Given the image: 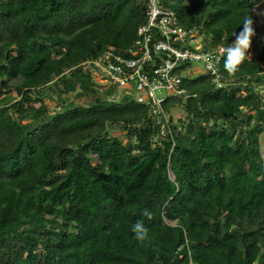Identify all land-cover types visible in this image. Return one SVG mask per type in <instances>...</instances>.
Masks as SVG:
<instances>
[{
	"label": "trees",
	"instance_id": "obj_1",
	"mask_svg": "<svg viewBox=\"0 0 264 264\" xmlns=\"http://www.w3.org/2000/svg\"><path fill=\"white\" fill-rule=\"evenodd\" d=\"M161 3L208 49L230 46L246 18L257 33L264 0ZM146 10L0 0V264H264V49L235 75L222 62L220 88L187 74L161 137L149 106L83 66L108 50L129 57Z\"/></svg>",
	"mask_w": 264,
	"mask_h": 264
},
{
	"label": "built area",
	"instance_id": "obj_2",
	"mask_svg": "<svg viewBox=\"0 0 264 264\" xmlns=\"http://www.w3.org/2000/svg\"><path fill=\"white\" fill-rule=\"evenodd\" d=\"M145 3L146 22L138 29L129 57L108 50L83 66L99 84L116 86L121 93L132 94L137 103L149 106L163 137L170 133L169 114L163 105L168 99L185 100L188 95L181 87L182 80L187 74L195 73L193 67L178 69L184 64H198L220 88L219 66L227 46L204 49L198 27L182 26L176 13L165 9L161 0H145Z\"/></svg>",
	"mask_w": 264,
	"mask_h": 264
},
{
	"label": "clouds",
	"instance_id": "obj_3",
	"mask_svg": "<svg viewBox=\"0 0 264 264\" xmlns=\"http://www.w3.org/2000/svg\"><path fill=\"white\" fill-rule=\"evenodd\" d=\"M253 23L252 19L246 18L239 33L234 34L235 39L231 45L223 49V66L230 76L235 75L240 65L248 58L249 49L252 46V38L256 35ZM142 215L149 220L152 219V213L147 209L143 211ZM132 232L134 233V238L140 243L150 239L149 229L145 225L144 220H137L132 226Z\"/></svg>",
	"mask_w": 264,
	"mask_h": 264
},
{
	"label": "rangeland",
	"instance_id": "obj_4",
	"mask_svg": "<svg viewBox=\"0 0 264 264\" xmlns=\"http://www.w3.org/2000/svg\"><path fill=\"white\" fill-rule=\"evenodd\" d=\"M254 15L256 18L257 25H258V32L252 38V46L249 49V54H254V53H257L258 51L264 49V3L254 9ZM192 67H193V69H195V73H193L194 75L204 73L203 69L200 65L196 64V65H193ZM260 90L264 95V85L261 87ZM12 96L16 97V93L12 92ZM69 99L71 101L74 100L77 102V99L75 98V93L71 94L69 96ZM88 101L89 100L87 98V99H83L79 103L82 105H86L88 103ZM47 103H48V106L51 110H53V111L59 110V106L56 105V101L47 100ZM170 113L175 120H178L179 118H184L186 115L185 111L181 107H175L174 109H172V111ZM261 152H262V155L264 157V138H261ZM170 177L172 179L174 178L172 173H170Z\"/></svg>",
	"mask_w": 264,
	"mask_h": 264
}]
</instances>
